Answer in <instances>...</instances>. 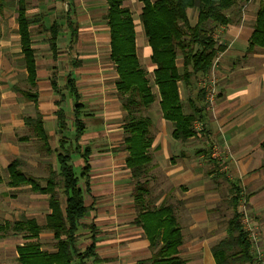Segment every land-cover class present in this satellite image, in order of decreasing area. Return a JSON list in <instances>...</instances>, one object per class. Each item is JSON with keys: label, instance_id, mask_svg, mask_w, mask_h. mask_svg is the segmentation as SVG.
I'll return each instance as SVG.
<instances>
[{"label": "crops", "instance_id": "0c3cea01", "mask_svg": "<svg viewBox=\"0 0 264 264\" xmlns=\"http://www.w3.org/2000/svg\"><path fill=\"white\" fill-rule=\"evenodd\" d=\"M18 1L3 0L0 11V59L11 53L12 41L16 40L17 50L10 54V59H19L17 66L23 70L21 78L13 75L12 70L6 71L7 75L5 71L0 72V223L34 219L42 229L33 238L30 233L13 231L0 235V264H19L18 246L28 242L39 243L40 249L47 253L58 251L54 231L45 227L51 213L49 195L33 191L31 184L11 185L9 166L14 159H19L23 173L40 178L42 187L46 185L42 179L51 170L58 169L55 149L61 134L56 112L60 107L67 114V134H75L72 119L76 99L66 88L68 79L74 80L79 93L77 102L82 104L81 119L86 129L80 143L82 148L90 149L86 177L89 185L85 177L79 181L89 209L83 219L86 227L78 231L77 246L83 252L94 244L93 255L82 261L75 259L73 264H156L152 261L154 250L149 236L143 223L138 221L140 214L133 195L135 183L126 163L128 150L124 142V123L129 111L118 89L117 65L111 59L107 1L26 0L28 16L39 19L29 26L32 46L36 49L35 86L27 80ZM262 1L247 0L235 4L228 11L230 22L216 27L214 36L225 48L218 53L211 72L188 86L182 80L178 82L184 111H191V102L204 108L203 119L194 123L197 134L187 142L173 136V123L161 110L160 91L154 81L157 65L151 59L152 47L140 20L142 6L137 13L138 19L134 18L136 53L149 83L150 76L153 77L156 91L153 84L150 85L160 111L151 114L148 112L151 106L143 109L144 114L152 118L151 164L142 177H145L143 181L148 189L144 195L146 203L154 210L173 205L181 235L177 255L186 264H217L213 246L226 235V221H221L219 211L225 199L222 191L225 187L221 189V186L226 181L227 194H230V182L234 180L222 168L215 169L211 162L203 167L205 156L212 157L213 144L202 142L200 139H207L202 134L218 138L221 147L229 150L226 167L243 188V199L254 217H264V41H252ZM14 3L16 22L10 25L2 18L10 13L8 4ZM124 5L129 7L125 2ZM188 13L191 22L195 23L198 12L189 8ZM69 17L78 26L76 37L71 36ZM51 27L57 30L54 49L49 41ZM40 46L48 49L43 58L38 51ZM177 65H182L181 57L177 58ZM53 79L58 90L53 86ZM204 79L217 83V98L211 104L212 108L207 105L208 92L205 96L199 94L200 88L205 87ZM23 91L36 92L37 100L27 98ZM62 96L63 101L58 105ZM184 103L189 107L188 111ZM37 114L42 116L50 150L25 121ZM91 135L95 139L102 135L107 141H114V145L105 144L98 149L101 155H110L102 168L94 165L95 149L89 142ZM197 138L209 148L200 144L193 146V140ZM72 160L77 174L81 175L87 167L83 154L74 151ZM218 173L223 179L216 177ZM61 200L65 206V196H61ZM259 221L261 223L262 218ZM91 224L96 228L94 232ZM262 224L264 227V219Z\"/></svg>", "mask_w": 264, "mask_h": 264}, {"label": "trees", "instance_id": "16d2710c", "mask_svg": "<svg viewBox=\"0 0 264 264\" xmlns=\"http://www.w3.org/2000/svg\"><path fill=\"white\" fill-rule=\"evenodd\" d=\"M108 10L107 23L111 36V59L116 63L120 74L118 89L122 100L129 111L124 123L126 132L125 148L128 150L127 166L131 171L134 186V200L139 210V222L143 226L151 241L154 254L152 261L156 264H186L177 255L181 235L174 215L173 205H165L159 209H152L147 203L144 193L148 191L146 183L140 179L148 172L151 164L149 148L152 143L150 129L152 118L144 114L157 97L146 77V71L141 67L136 53V31L134 16L125 0H106ZM143 2L140 20L145 35L152 47V61L157 65L154 81L160 91V106L163 116L172 121L173 136L187 142L197 134L194 123L203 119V107L194 102L190 103L191 111L185 112L179 94V81L186 86L193 81L198 82L202 76L208 75L213 67L218 53L225 46L218 42L214 33L216 27L228 24V11L237 3L247 0H141ZM3 0H0V11L3 10ZM27 1H18V22L21 37L22 53L28 70L27 80L31 86L36 85V49L32 46V32L29 26L39 22L36 17L28 16ZM198 12L195 23L191 22L188 9ZM259 16L255 25L252 41H264V0L261 2ZM70 16V15H69ZM72 37H76L78 26L68 18ZM49 38L51 47H55L57 30L51 27ZM1 36V29H0ZM256 42V40H255ZM182 58V65H177V58ZM56 90V81L52 80ZM66 88L76 99L73 110L72 125L74 136L68 135L66 111L61 107L56 114L61 134L57 153L58 169L51 170L45 177V187L41 186V179L28 176L20 169L21 162L14 159L10 166L11 185L31 184L33 191L49 195L51 213L47 216L46 228L51 229L57 238L58 251L47 253L40 249L37 242H28L18 246L19 264H73V261L84 260L94 254V244L83 252L77 246V235L80 228L86 227L83 219L87 215L88 206L85 203L84 190L79 185L81 177H87L90 149L82 148L81 137L86 126L81 119L82 104L78 103L79 93L74 80L68 79ZM27 98L37 100L36 92L23 91ZM207 88L199 90L200 96L207 94ZM64 96L57 101L60 105ZM31 125L45 146L50 150L48 134L44 128L41 114L25 119ZM80 151L86 160L87 167L81 175L75 171L72 153ZM209 161L215 169L221 167L210 155ZM221 176V174L219 173ZM89 185V178H86ZM231 190L229 204L232 215L226 221V235L213 246V253L217 264H260L251 253L252 240L249 231L243 224L244 214L239 210L243 188L238 182H230ZM61 196H65V206ZM92 231L95 227L89 225ZM42 227L34 219L20 222L0 223V235L15 233H30L31 238L37 237ZM28 236V237H29Z\"/></svg>", "mask_w": 264, "mask_h": 264}, {"label": "rangeland", "instance_id": "374dc122", "mask_svg": "<svg viewBox=\"0 0 264 264\" xmlns=\"http://www.w3.org/2000/svg\"><path fill=\"white\" fill-rule=\"evenodd\" d=\"M125 3H126V5H128L132 9L134 18L138 19V17H137L138 14L137 13L140 11L142 3L139 0H126ZM15 9H16L15 3L14 4H10V5L8 4V10H9L10 13H8V16H5V17L2 18V21L4 23L9 22L10 25H11V24H14L16 22V19L14 18V15H16V10ZM15 42H16V40L12 41V45H11L12 51H11V53H9V55H4L3 57L1 56V59H0V72L1 71H5V73H6V71H8V70H10V71L12 70V74L13 75L15 74V75H17V78H21L23 76V70L21 69L20 66L19 67L17 66V65H19L18 64V60L19 59H14L13 61H11V59H10V54H15V52L17 50V45H16ZM46 46L48 47V44ZM47 50L43 49L42 46H40L38 48V51H39L40 55L42 56V58L44 57V52H47ZM7 56H9L8 59H7ZM15 66H17V67H15ZM54 70H56V69H54ZM54 73L57 74V72H54ZM6 75H7V73H6ZM203 82H204V80H203ZM150 83L153 84L154 91H156L152 76H150ZM206 83H207L206 86L210 87L211 90L214 91V94L216 95L215 96V99H216L217 98V92H218L217 83H215V82L209 83V80H207ZM183 97H184V93H183ZM184 100H185V98H184ZM214 102H215V100H214ZM214 102H213V104H214ZM111 104L113 105V102ZM207 105H208V107L212 108L209 99H208ZM150 106L151 107H150V110H148V112H150L151 114H154L155 112L159 114L160 111H159V106H158V101L157 100H155ZM184 107H185V110L188 111L189 107L186 105V103H184ZM155 116H156V114L154 115V117ZM89 136H87V137H89ZM205 136L207 137V139L204 138ZM87 137H85V138H87ZM92 137H94V135H91L92 141H89V142L92 143L93 148L95 149V153H94L95 156H93L94 157L93 158L94 165H97V166H99V168H102L109 161V159H110L109 156L110 155L108 157H106V155H108V154L101 155L102 153H98L99 152L98 149L103 147V145H105V144L114 145V141L113 140L111 142L107 141V138L106 137L104 138L102 135L101 136L99 135L97 137V139L92 138ZM202 137L204 138V139H200L202 142H205V143L209 142L210 144H213L212 145V153L211 154H212V158H215L214 160L221 165V167H219V168H222V170L227 172V176H229V177L233 178L234 180H236L237 178L234 175H232L230 170H228V167H226L227 162H228V157L230 156V154H228L229 150L228 149H223L221 147V144H220L218 138L214 137L212 139L211 136H209V135L207 136L206 134H202ZM88 139H86V140H88ZM200 140L198 138L193 140L192 145L196 144V146H197V145L200 144V145L205 146V144L202 143ZM207 140H209V141H207ZM181 146H184V145L181 144ZM205 147L209 148V146H207V145ZM112 153H114V152H112ZM214 153H216L215 156L213 155ZM230 153H231V151H230ZM204 164L205 165L203 167H206V166L210 165V161L208 160V158H206V156H205ZM211 165H213V164L211 163ZM75 166H77V165L75 164ZM75 169H76V172H78L76 167H75ZM216 177L218 179H223L222 178L223 176H220L219 173L216 174ZM144 178H141L140 180L143 181ZM234 180H232V181H234ZM134 183H135V181H134ZM227 185H228L227 182L224 181L223 185L221 186V189H222V187H225V188L222 189V191H223V194H224L225 199H226V200L223 199L222 204L219 207L220 208L219 211L221 210L220 211V213H221L220 215H221V219H222L221 221L222 222L223 221H227L228 218H230L231 215H232V207L230 206V204L228 202L230 194L229 193H228L229 195L227 194L228 189H229L228 188L229 186H227ZM243 198H244V196H242V198H241L242 200H241V204H240L239 208L244 214L243 224H244L245 228L249 231L250 238L252 240L251 253L256 257V259L260 262V264H264V227H263V224H262V221H263L264 217H258V218L254 217L255 214L249 209V205L245 202V199H243ZM259 218H262L261 223L259 221Z\"/></svg>", "mask_w": 264, "mask_h": 264}, {"label": "built area", "instance_id": "2783aa9c", "mask_svg": "<svg viewBox=\"0 0 264 264\" xmlns=\"http://www.w3.org/2000/svg\"><path fill=\"white\" fill-rule=\"evenodd\" d=\"M206 79H204V82H203V85L208 89V94H207V97H208V99H209V101H210V103L211 104H213V102H214V100H215V94H214V91L213 90H211V88L210 87H207L206 86ZM214 156L216 155V153H214L213 154Z\"/></svg>", "mask_w": 264, "mask_h": 264}]
</instances>
